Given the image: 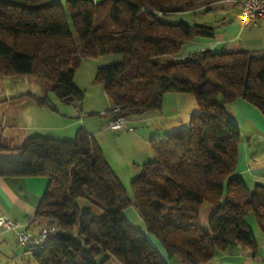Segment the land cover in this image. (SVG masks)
I'll list each match as a JSON object with an SVG mask.
<instances>
[{
	"label": "trees",
	"instance_id": "16d2710c",
	"mask_svg": "<svg viewBox=\"0 0 264 264\" xmlns=\"http://www.w3.org/2000/svg\"><path fill=\"white\" fill-rule=\"evenodd\" d=\"M219 1L0 0V77L39 79L60 102L78 107L84 95L74 75L82 58L120 54L121 63L99 68L94 79L111 103V119L157 111L169 93L191 94L199 106L188 128L152 142L156 159L131 182L132 198L83 128L72 140L30 136L12 149L0 145V177L49 180L32 223L49 230L31 256L35 264H166L146 234L181 264H205L233 247L257 253L246 217L253 213L264 234V185L250 189L236 175L241 136L225 106L241 99L264 117V51L203 50L159 61L214 37L212 27L169 24L159 16ZM28 96L49 106L46 98ZM80 199L103 216L81 211ZM206 203L214 209L204 231L199 214ZM130 207L144 231L126 219Z\"/></svg>",
	"mask_w": 264,
	"mask_h": 264
},
{
	"label": "crops",
	"instance_id": "0c3cea01",
	"mask_svg": "<svg viewBox=\"0 0 264 264\" xmlns=\"http://www.w3.org/2000/svg\"><path fill=\"white\" fill-rule=\"evenodd\" d=\"M58 1L64 2V0ZM242 1L222 0L193 11L160 15L159 18H165L169 24L203 25L214 29L213 38H198L193 42L187 43L182 46L178 54L169 59L173 62L180 61L194 52L203 50H210L214 53L264 51V19L258 21L255 26L244 28L241 15ZM122 60V58H116V62H121ZM84 61H93V59H85L82 63ZM85 63L87 64L84 65L88 66L86 72L89 73L86 81L84 83V80H79V83L76 81L81 73L78 71H83L79 70L83 69L80 65L74 75V84L80 90H82V86L84 85L95 89L98 97L93 101L94 103L92 105L88 104L87 100H84L82 110L89 114H101L108 108L111 110V103L103 88H95L96 83L94 79L99 67L95 64H89L93 62ZM177 97L173 96L172 98L168 94L164 100L180 99ZM27 100L28 97L19 98L18 100L5 99L1 101V106L7 107L11 103L21 104V102ZM60 107L64 106L60 104ZM64 109L66 108H60L63 115L59 114L60 116H64L63 123L66 121L64 128L66 129L68 127L75 130L79 122H70L75 117V112L69 109L62 111ZM225 109L228 116L240 130L241 141L238 146L236 175L242 178L250 189L256 184L264 185V117L256 108L241 99L227 104ZM151 113L156 114L149 115ZM190 114L183 112V110L181 111V109H177L175 106L173 108H167L166 110L164 106H161L159 110L145 114L147 118H145V115L136 118H127V123L121 130L114 131L108 127L111 120L110 116V119L103 120L105 122L104 124L100 122V126H103V131H105L102 133L103 144H113L114 140L123 141L125 146H129V149L130 146L134 148L133 151L136 154L135 159L140 160L139 162L135 161L132 163V168L127 163L128 166L126 165V167L130 168V177L127 179V182L136 176L142 164L144 165L154 160V153L148 147V143L150 145L152 141L159 140L164 135L169 134V132L180 128L179 126H183ZM5 115L3 111L0 112L1 134L4 137L8 135V141L14 142L15 139L12 136L14 134L12 133L10 135L3 131L6 129L7 124L10 123L8 122L6 124L7 116L5 117ZM80 118L83 119L82 124L85 127L89 125V122L97 119L93 117L90 121V118H85L83 113L80 114ZM88 131L90 130L88 129ZM97 132L99 131L93 132L92 134L96 135L98 134ZM41 136L51 138L54 134ZM138 145L141 147L140 151L136 149ZM108 163L112 167V170L114 169V164L117 166L119 164L114 161L112 162V159ZM113 171L120 180V176H123V179L127 178L124 173L118 172L115 169ZM48 183L49 180L46 177H0V217L19 223L18 231H27L33 236H37L41 227H37L32 223L36 209L47 189ZM132 215L133 220L140 221L136 212H132ZM29 219H33L31 224H28ZM126 219L129 223L132 222L127 217ZM16 231L0 228V264H24L25 261L27 262L28 259H31V256L26 254L25 249L18 245ZM150 241L152 244L154 243L153 246L157 245L158 253L166 264H181L176 260L168 259L162 246L157 241ZM205 264H264V239L258 244V250L255 255H252L247 249L233 247L224 252H219L212 260Z\"/></svg>",
	"mask_w": 264,
	"mask_h": 264
},
{
	"label": "rangeland",
	"instance_id": "374dc122",
	"mask_svg": "<svg viewBox=\"0 0 264 264\" xmlns=\"http://www.w3.org/2000/svg\"><path fill=\"white\" fill-rule=\"evenodd\" d=\"M161 20L163 22L168 23V21H166L165 18H162ZM116 58L121 59L122 55H120V54L106 55V56H101V57H98L96 59H93V61H84V63H82V65H81V68H83V69H79V70H83V71H78L81 73L79 76L77 75L78 76V78L76 80L77 83H79V80H81V81L84 80L83 81V83H84L87 79V75L89 74L86 72L88 66L84 65V64H87L85 62H93V63H89V64H95L99 68H103V67H110L113 65H117V64L122 62V61L116 62ZM169 58H171V57H168V56L163 57L159 61L163 64L173 62ZM83 60H85V58H82V61ZM82 66H84V67H82ZM95 86H96L95 88H98V87L103 88V86L99 85V84H96ZM82 87L83 88L81 91L83 92L84 96H83V100H82L81 105H79L77 107V106L68 105V104L60 102L56 98V96L53 94V92L48 89L47 83H45L39 79L30 77V76L0 77V112L3 111L6 114L5 115V117L7 116L6 124L8 122H10L7 124V126L5 127L6 129H4L3 131L7 134H10V135H12V133H13L14 135H12V136H14V139H15L14 142L8 141V139H7L8 135L6 137H4L1 134V129H0V145L5 147V148L12 149L16 146H19L26 137H30L32 135L41 136V135H47V134H52V135L54 134L53 137H55V138L51 137V139L72 140L75 138L77 131L80 128H83L85 130V132L90 137L93 138V136H94L93 139L96 142V144L99 146V148L102 151L107 162L111 161V159H112V162L114 161L116 163H119L118 166L116 164H114V169L116 171L122 172V173H124V175H126L127 178H125V179L122 178L123 176H120L121 180H122L121 183H123L122 185L126 189L128 196L130 198H132L133 195H132V191H131V182L135 178L138 177L137 175H139L142 167L137 172L136 176L134 178H132V180H129V182H127L128 181L127 179H129V177H130V170L129 169L133 167L132 163H134L135 161L139 162L140 160L139 159L136 160L137 158L135 159L136 154H135V151H133L134 148L132 146H130V149H129V146H125L123 141L121 142L119 140H114L113 144L112 143L103 144L102 133L105 131H103L104 130L103 126H100V122H101V124H104L105 122L103 120L110 119L109 114H108V112L110 110L108 108L104 112H102L101 114H91V113L89 114V113L85 112L84 110H82V105H83L84 100H87V103L92 105L94 103L93 101L95 99H97V97H98L97 94L95 93V91H96L95 89H91L87 85H84ZM103 90H104V88H103ZM169 94L172 98H173V96L174 97L178 96L177 98H180V99H177V100H167L166 99V101L163 99L162 106H164L165 110L167 108L169 109V108H173L175 106V107H177V109H181V111L183 110V112H185V113H191L189 115V117H187V121L185 120L186 122L183 124V126L182 125L179 126L180 128H178L177 130H181V129L183 130V129L188 128L189 124H190V118L193 115L199 113V106L197 104L195 97L191 94H176V93H169ZM28 95H33L35 98L41 99V100L42 99L44 100L46 98L48 103H49V106L39 105L36 101L32 100ZM166 95H168V94H166ZM26 96L29 97L27 101H24L26 103H24V102H21V104L11 103L7 107L1 106L2 100H5V99L18 100L19 98L21 99V98L26 97ZM165 96H164V98H165ZM166 98H170V97H166ZM106 102H107V98H106ZM60 104H62V106H64V107H60V108H66L62 111H66L67 109L73 110L75 112V114L77 115V116L75 115V117H73L72 121H70V122H79V124L76 126L75 130L70 129L67 126H66L67 127L66 129L64 128L66 121L63 123L64 116L59 115V114L63 115L60 108H59ZM81 113L84 114L85 118H90V121L92 120L91 118H93V117H96L97 119L89 122V125L86 126L87 127L86 128L84 126V124H82L83 119L80 118ZM152 114H156V113H151L149 115H152ZM145 116H146L145 118H147V115H145ZM68 129H69V131H68ZM88 129L90 131H88ZM177 130H174V131H177ZM96 131H99V132H97L98 134H96V135L92 134L93 132H96ZM174 131H172V132H174ZM172 132H169V133H172ZM41 137H44V136H41ZM154 141H152V142H154ZM156 141H158V140H156ZM151 144L149 145V143H148V147L152 151V145ZM140 148H141L140 145H138L136 149L140 151ZM1 155L6 156V157L16 156L15 153H10V152H3V153H1ZM155 159L156 158L154 155V160ZM127 163L130 164V166H131L130 168L126 167V165L128 166ZM142 166H143V164H142ZM119 180H120V178H119ZM75 203L77 204V206L80 208L81 211H90L94 216H97V217L103 216V212L101 210L97 209L96 207L91 205L86 200L80 199V200H77ZM128 209H130V210L127 211ZM128 209L124 213L125 216L129 219V221H132L131 223L135 228L144 231L143 221L140 218H139L140 221L133 220L132 212H136L134 207H130ZM212 209H214V207L212 205H209L206 203L203 205L201 212L199 214V224L204 231H207V225H208L207 223H208L209 215H211L210 210H212ZM136 214H137V212H136ZM246 223H247L248 227L250 228V230L252 231V233L256 239L257 244H260L262 242V240L264 239V234L260 230V228L258 227L256 218H255L253 213H250L246 217ZM203 230L201 232L202 234L204 232ZM41 231L42 230H40V232ZM76 232H77V230L73 229L71 231V237H76V234H77ZM146 235L148 236V238H150V240H152L153 242H156V240H154L148 234H146ZM37 236H33V237L36 238ZM153 245H154V243H153ZM154 248L158 251L157 245H155ZM102 259H103V257L99 256V257H97L96 261L100 262ZM11 264H14V263H11ZM24 264H35V263L31 259H28L27 262L25 261ZM103 264H119V263H117V261H115L114 259H110L109 261H106Z\"/></svg>",
	"mask_w": 264,
	"mask_h": 264
},
{
	"label": "built area",
	"instance_id": "2783aa9c",
	"mask_svg": "<svg viewBox=\"0 0 264 264\" xmlns=\"http://www.w3.org/2000/svg\"><path fill=\"white\" fill-rule=\"evenodd\" d=\"M242 24L244 28L255 26L258 21L264 19V0H243L241 3ZM127 119L117 117L110 120L108 127L111 130H121L125 127ZM33 219L28 220L30 224ZM20 224L3 217H0V228L16 231V241L18 245L25 249L26 254L32 256L36 254V245L45 244L49 236V230H42L36 238L26 231H18ZM51 231H54L52 229Z\"/></svg>",
	"mask_w": 264,
	"mask_h": 264
},
{
	"label": "bare ground",
	"instance_id": "6f19581e",
	"mask_svg": "<svg viewBox=\"0 0 264 264\" xmlns=\"http://www.w3.org/2000/svg\"><path fill=\"white\" fill-rule=\"evenodd\" d=\"M43 245L44 244L36 245V252H38Z\"/></svg>",
	"mask_w": 264,
	"mask_h": 264
},
{
	"label": "water",
	"instance_id": "95a60500",
	"mask_svg": "<svg viewBox=\"0 0 264 264\" xmlns=\"http://www.w3.org/2000/svg\"><path fill=\"white\" fill-rule=\"evenodd\" d=\"M61 236H63V234L61 233Z\"/></svg>",
	"mask_w": 264,
	"mask_h": 264
}]
</instances>
